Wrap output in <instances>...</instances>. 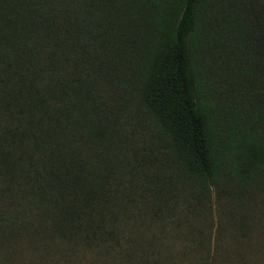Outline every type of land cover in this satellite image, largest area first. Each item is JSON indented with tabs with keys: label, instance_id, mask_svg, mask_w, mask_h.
Wrapping results in <instances>:
<instances>
[{
	"label": "trees",
	"instance_id": "trees-1",
	"mask_svg": "<svg viewBox=\"0 0 264 264\" xmlns=\"http://www.w3.org/2000/svg\"><path fill=\"white\" fill-rule=\"evenodd\" d=\"M183 261L264 264V0H0V264Z\"/></svg>",
	"mask_w": 264,
	"mask_h": 264
},
{
	"label": "rangeland",
	"instance_id": "rangeland-1",
	"mask_svg": "<svg viewBox=\"0 0 264 264\" xmlns=\"http://www.w3.org/2000/svg\"><path fill=\"white\" fill-rule=\"evenodd\" d=\"M234 85L236 86V84H234ZM234 85H233V86H234ZM235 86H234V87H235ZM262 92H263V88H262ZM191 206H192V205H191ZM187 263H188L187 261H186V262L183 261V262H181L180 264H187Z\"/></svg>",
	"mask_w": 264,
	"mask_h": 264
}]
</instances>
